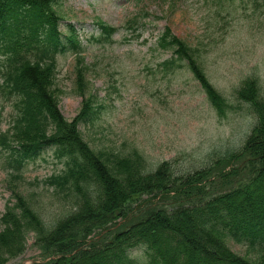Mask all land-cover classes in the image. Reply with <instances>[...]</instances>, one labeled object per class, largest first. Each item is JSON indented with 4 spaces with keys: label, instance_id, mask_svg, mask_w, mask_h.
I'll return each mask as SVG.
<instances>
[{
    "label": "trees",
    "instance_id": "1",
    "mask_svg": "<svg viewBox=\"0 0 264 264\" xmlns=\"http://www.w3.org/2000/svg\"><path fill=\"white\" fill-rule=\"evenodd\" d=\"M59 1L0 0V95L13 106L0 153L17 200L1 218L0 264L20 258L31 234L42 258L33 264H264V100L257 83L247 81L238 92L257 117L241 148L209 154L206 166L193 172L176 171L167 161L149 171L137 149L123 154L96 148L81 131V125L101 120V107L89 92L86 48L75 26L60 28ZM97 28L93 42L115 44L120 29L101 21ZM158 46L176 55L165 67L187 60L225 118L230 107L195 51L169 31ZM62 57L73 58L76 93L84 98L72 121L62 115L55 87ZM47 148L56 150L65 168L46 183L67 193L75 207L51 224L16 192L26 165ZM229 241L244 246L247 255L234 252ZM135 252H143L145 261Z\"/></svg>",
    "mask_w": 264,
    "mask_h": 264
},
{
    "label": "rangeland",
    "instance_id": "2",
    "mask_svg": "<svg viewBox=\"0 0 264 264\" xmlns=\"http://www.w3.org/2000/svg\"><path fill=\"white\" fill-rule=\"evenodd\" d=\"M57 10L61 30L74 25L86 48L89 92L101 107V120L80 129L93 147L123 154L137 149L148 160L149 171L167 161L186 173L204 168L209 154L243 146L257 117L238 92L247 81H255L264 100V0H60ZM100 21L120 29L114 45L93 42ZM165 31L195 51L230 107L225 118L207 100L187 60L163 66L176 56L173 49L158 46ZM55 87L60 111L72 121L84 102L76 93L73 58H60ZM12 114V102L0 95V135L10 128ZM3 160L0 153V227L7 208L17 204ZM64 168L56 150L47 148L26 165L24 179L15 184L47 224L75 208L67 193L46 183ZM27 243L25 254L9 264L42 262L33 234ZM229 246L247 255L244 246L233 241ZM134 257L145 261L143 252Z\"/></svg>",
    "mask_w": 264,
    "mask_h": 264
}]
</instances>
